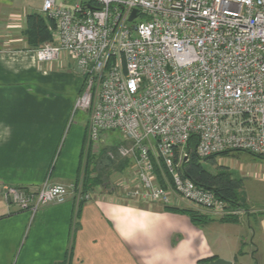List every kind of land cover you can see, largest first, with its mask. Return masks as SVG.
<instances>
[{"label": "built area", "instance_id": "1", "mask_svg": "<svg viewBox=\"0 0 264 264\" xmlns=\"http://www.w3.org/2000/svg\"><path fill=\"white\" fill-rule=\"evenodd\" d=\"M40 11L54 27L35 58L73 59L83 77L74 112L89 113L86 143L112 130L130 143L136 183L125 198L162 206L176 197L213 218L238 213L180 167L190 136L199 158L264 156V0H43ZM161 164L170 174L163 183ZM68 197L80 203L91 193L48 179L3 191L32 214Z\"/></svg>", "mask_w": 264, "mask_h": 264}, {"label": "crops", "instance_id": "2", "mask_svg": "<svg viewBox=\"0 0 264 264\" xmlns=\"http://www.w3.org/2000/svg\"><path fill=\"white\" fill-rule=\"evenodd\" d=\"M42 2L0 0V264H197L212 257L264 264V208L197 226L185 214L127 200L129 183L118 184L120 192L95 186L89 200L68 197L34 214L4 200L8 186L75 182L84 165L87 124L71 119L83 77L65 53L38 61L25 34L28 16H42Z\"/></svg>", "mask_w": 264, "mask_h": 264}, {"label": "rangeland", "instance_id": "3", "mask_svg": "<svg viewBox=\"0 0 264 264\" xmlns=\"http://www.w3.org/2000/svg\"><path fill=\"white\" fill-rule=\"evenodd\" d=\"M72 62L75 67L73 59ZM77 73L81 76L79 72ZM77 118L81 123L86 125L89 113L78 108L75 113H72L71 119L76 121ZM129 144V141H127L118 130L107 131L103 142L91 143L90 148L92 154L96 156V163L94 164L95 170L101 175L102 180L101 183L96 186L98 190L105 192L114 190L120 192L118 189L120 184L126 185L128 183H136L133 177L135 170L133 169L134 159L129 152ZM203 166L211 172H215L219 168H224L233 178L240 181V187L237 193L241 201L245 202V208L233 207L238 209L239 212L231 215L232 217L239 220L240 218L251 215L252 213L250 211L252 209L264 208V158L256 157L245 151L235 150L228 153H219L215 156L213 163L204 162ZM164 167L165 166L162 164L161 168L158 167V173H160L162 183L163 176L167 177V168L165 167L166 169H164ZM126 171L129 173L127 174ZM95 173L91 176H94ZM145 204L161 207L160 204L153 202H146ZM175 205L180 204L175 203V200H173L172 205L168 206ZM209 218L217 219L210 215ZM246 241V246L248 247V245H250V237H248ZM247 264L257 263L250 260Z\"/></svg>", "mask_w": 264, "mask_h": 264}, {"label": "trees", "instance_id": "4", "mask_svg": "<svg viewBox=\"0 0 264 264\" xmlns=\"http://www.w3.org/2000/svg\"><path fill=\"white\" fill-rule=\"evenodd\" d=\"M54 27V23L39 15L32 14L27 18L25 34L27 37L28 44L33 48L40 47L43 43L49 42L52 39L51 30ZM195 144L196 139L194 136H190L187 145L185 147L188 157L185 162L182 163L180 167V172L184 177L192 180L197 186L212 191L215 196L219 199L226 201L231 207L245 208V202L241 201V198L238 197L237 190L240 187V181L233 178L230 173H228L224 168H219L215 172L208 171L203 166L204 162L213 163L215 156L217 154L211 155L206 158H199L195 153ZM87 144L86 148L82 151V157L84 155V165L80 170V176L76 179L75 183L81 182L82 190L89 191L90 189L97 186L101 183V175L95 170V154H92L91 148ZM232 151V150H231ZM230 150L224 151L221 153L231 152ZM219 154V153H218ZM252 154V153H250ZM259 158H264L262 155H255ZM164 169H166L164 167ZM96 172V173H95ZM94 176H91L94 174ZM155 173L162 183L160 173H158V167L155 165ZM166 175L170 178V174L166 169ZM164 210L185 214L188 216L189 220L194 225H202L207 223L212 218H209V215L202 213L194 207H177V206H161ZM259 215H264V211L258 213ZM221 222H236L237 218L232 216H225L222 218H217ZM215 257L206 258L198 260L197 264H208L209 262L215 260ZM65 264V263H62Z\"/></svg>", "mask_w": 264, "mask_h": 264}, {"label": "water", "instance_id": "5", "mask_svg": "<svg viewBox=\"0 0 264 264\" xmlns=\"http://www.w3.org/2000/svg\"><path fill=\"white\" fill-rule=\"evenodd\" d=\"M134 16H135V11H132L129 20H132ZM208 264H232V262L226 259L216 258L215 260L209 262Z\"/></svg>", "mask_w": 264, "mask_h": 264}]
</instances>
